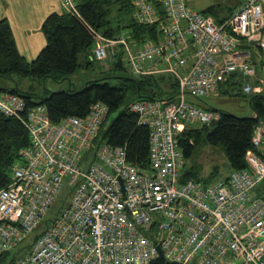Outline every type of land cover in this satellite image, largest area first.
Returning <instances> with one entry per match:
<instances>
[{
    "label": "built area",
    "instance_id": "obj_1",
    "mask_svg": "<svg viewBox=\"0 0 264 264\" xmlns=\"http://www.w3.org/2000/svg\"><path fill=\"white\" fill-rule=\"evenodd\" d=\"M164 15L144 0L138 24L158 25L159 39L141 45L127 32L116 38L93 33L94 60L119 49L137 75L172 74L179 98L143 100L131 112L150 129V168L127 159L123 147L100 143L94 163L80 161L94 146L107 109L96 104L87 118L68 117L54 124L47 108L26 113L30 146L20 152L11 183L0 190V254L20 245L42 223L59 199L65 179L72 200L36 239L26 258L15 264H151L161 257L178 264H264V199L254 195L264 181V121L254 130L255 151L247 168L228 179L181 180L185 157L180 133L189 126H211L221 112L186 100L218 95L227 81L243 93L253 85L257 67L250 45L264 53V0H243L223 21L194 11L184 0H157ZM79 14L76 0H61ZM17 95H0L8 117L25 112Z\"/></svg>",
    "mask_w": 264,
    "mask_h": 264
},
{
    "label": "trees",
    "instance_id": "obj_2",
    "mask_svg": "<svg viewBox=\"0 0 264 264\" xmlns=\"http://www.w3.org/2000/svg\"><path fill=\"white\" fill-rule=\"evenodd\" d=\"M141 1L76 0L78 15L71 14L64 7L61 11L50 13L42 25L48 42L40 50L41 53L30 61L20 53L10 21L7 18L0 20V77L5 79H11L14 76L33 77L40 81L51 78L61 82L68 80L78 68L83 65L89 67L97 62L93 56L95 46L93 33L95 30L110 38H116L124 31L140 45L152 39H159L157 24L142 25L138 24L135 19L134 13L140 9L139 2ZM144 1L151 4L160 15L165 14L162 3L157 0ZM184 1L189 5L187 0ZM233 9L228 14H231ZM207 11L204 14L212 13V9ZM225 18L215 17L217 22H221ZM246 48H250L251 60L256 65L257 71L260 69V65L264 70V53L251 45ZM121 54H124V51L119 49L113 55L111 61L113 64L110 65V70H128L133 74V77L131 79L114 77L118 82L116 85L110 82H101L104 78L89 81L86 87L80 91L53 92L43 97L39 103L34 102L32 94H21V91L18 90L7 92L0 89V95H17L19 98H23L26 103V111L16 117H8L0 111V190L11 183L15 164L22 162L20 152L30 146V136L25 118L27 111L35 106L47 108L51 121L54 124H60L68 117L87 118L92 108L101 103L106 107L107 113L105 120L100 125V132L94 140V146L108 143L111 146L124 147L127 150V159L131 163H136L145 170L150 168V129L146 125H139V116L131 112V107L133 103L143 100L176 101L181 93L180 81L177 76L169 73L153 77L137 75L127 67V62L124 63L122 60L117 62L116 59ZM236 86L241 89L243 96L248 98L255 116L243 118L225 110L205 107L220 111L221 117L211 126H189L180 133L179 146H181L185 157V166L187 160L195 158L196 151L201 147V144L207 143L220 148L227 155V166L231 173L248 167L246 155L249 151H255L254 143H252L254 130L259 122L264 121V90L245 94L241 84L227 81L221 86L219 93L228 94ZM117 110H121L118 117L113 120L111 125L104 127L110 113ZM185 169L181 178L183 182L195 179L210 183L218 180L215 177L221 174V167L218 165H214L208 174H204V168L202 166L199 168L196 164L191 166V170L186 171ZM230 174L225 178L228 179ZM254 195L264 199V181L255 189ZM51 223L50 220L45 221L46 229L37 235L34 242L45 233ZM25 241L16 248L0 254V264H15L18 259L26 258L32 244L23 246ZM151 264L178 263L158 258Z\"/></svg>",
    "mask_w": 264,
    "mask_h": 264
},
{
    "label": "rangeland",
    "instance_id": "obj_3",
    "mask_svg": "<svg viewBox=\"0 0 264 264\" xmlns=\"http://www.w3.org/2000/svg\"><path fill=\"white\" fill-rule=\"evenodd\" d=\"M189 2V6L195 11H199L201 13H207L208 9H212L211 15L214 17L221 18L225 14H228L229 11L236 6H238L243 0H187ZM255 48V47H254ZM253 51V50H252ZM252 54V53H251ZM113 55L108 56L105 61L94 62L89 67H85L84 65L77 69L74 75L70 77L68 80L56 81L55 79L47 78L45 80L40 81L39 79L30 77V78H21L20 76H14L11 79H5L0 77V89L5 90L7 92L18 90L21 91V94H27L34 97V102L39 103L43 97L48 94H52L53 92H60L65 90H71L72 92L80 91L84 89L89 81H95L98 79H103L101 82H110L113 85H116L118 82L114 77H125L130 78L133 77V74L128 70H110V65L113 64L112 58ZM117 62L119 63L122 60L124 63L127 62V55L124 54L119 55L117 57ZM259 68V67H258ZM261 69V70H260ZM260 69L257 71L256 78L253 81V85H259L264 87V70L260 65ZM111 74V75H109ZM113 77V78H109ZM109 78V79H108ZM241 89L237 86L230 91V93H219L218 95L212 94L209 97H203L196 99L191 94L188 93L186 95V100L193 102L197 105L201 104L204 107L216 108L218 110H225L230 112L231 114H235L239 117H252L254 112L249 105V100L246 96L240 91ZM121 110L113 111L110 113V117L105 123L104 127H108L111 125L114 119H116ZM95 147L90 149L84 158L80 161V166L83 171H88L91 164L94 161ZM196 159V161H195ZM195 161V162H194ZM196 164L199 168H204L203 173L208 174L214 165H218L221 167V174H218L215 178L218 180H224L225 176L231 173L228 169V157L227 155L221 151L220 148L209 145L207 143L201 144V147L197 149L195 158H191L187 160L185 170H191V166ZM72 188L68 185V180L65 179L64 187L62 188L61 194L59 195L58 202L51 207L48 215L45 217L44 222L40 225V227L35 230L24 242L23 246L31 245L34 243L37 235L42 233L46 229L45 221L50 220V223L56 219L59 213L70 206L72 200Z\"/></svg>",
    "mask_w": 264,
    "mask_h": 264
},
{
    "label": "crops",
    "instance_id": "obj_4",
    "mask_svg": "<svg viewBox=\"0 0 264 264\" xmlns=\"http://www.w3.org/2000/svg\"><path fill=\"white\" fill-rule=\"evenodd\" d=\"M62 8L61 0H0V20L10 21L18 49L30 61L48 42L42 30L43 23L50 13Z\"/></svg>",
    "mask_w": 264,
    "mask_h": 264
},
{
    "label": "water",
    "instance_id": "obj_5",
    "mask_svg": "<svg viewBox=\"0 0 264 264\" xmlns=\"http://www.w3.org/2000/svg\"><path fill=\"white\" fill-rule=\"evenodd\" d=\"M160 258H163L164 259V256H163V252H162V250H161V257Z\"/></svg>",
    "mask_w": 264,
    "mask_h": 264
}]
</instances>
